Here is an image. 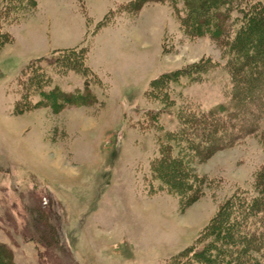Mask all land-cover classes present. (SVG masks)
Segmentation results:
<instances>
[{"label":"rangeland","instance_id":"rangeland-1","mask_svg":"<svg viewBox=\"0 0 264 264\" xmlns=\"http://www.w3.org/2000/svg\"><path fill=\"white\" fill-rule=\"evenodd\" d=\"M9 1L0 23L13 37L0 46V264H175L184 246L209 242L226 253L203 228L220 207L240 222L238 199L259 195L264 112L253 130L216 150L183 137L180 118L229 97L240 54L234 32L252 18L243 0L224 6L229 36L191 24L182 0ZM255 1L264 12V0ZM44 55L38 86L14 108L20 69ZM85 88L82 105L58 107L51 96ZM148 107L160 112L142 113ZM165 141L193 177L188 205L157 175L154 192L144 187ZM260 214L245 223L261 225ZM251 257L264 264L259 249Z\"/></svg>","mask_w":264,"mask_h":264},{"label":"trees","instance_id":"trees-1","mask_svg":"<svg viewBox=\"0 0 264 264\" xmlns=\"http://www.w3.org/2000/svg\"><path fill=\"white\" fill-rule=\"evenodd\" d=\"M24 1L32 7L36 6V0ZM182 1L186 4L188 10L184 18H191V24L198 26L201 31L211 30L222 33L224 36H229L230 23L224 6L228 7L230 1L238 3L239 0ZM243 4L249 10V15L251 14L252 18H245L239 30L234 32V35L238 37L234 36L232 41H234L235 45L232 46L240 54L234 56L237 65L231 70L233 81L230 86L229 97L223 103L206 111L195 112V110H188V115L180 118V126H186V129L181 132L184 135L183 137H187L189 142L191 139L198 141V144L206 145V148L211 150L223 147L253 130L264 112V12L257 11L256 5L259 4L255 0H243ZM9 9L10 1L2 0L0 23L3 19H6ZM198 11H207L209 13L198 19L196 15ZM259 26H261V29L258 28ZM12 38L10 32L7 30L3 31L0 27V46L10 42ZM75 51L76 53H74ZM69 52H71V57L75 55L74 57L76 58L79 50L73 49ZM48 60L46 55L38 56L27 61L24 67L20 69V73L16 77L17 86L21 89L19 91L20 97L15 100L14 108H17V106L21 107L29 101V94L31 95L28 89L29 85L38 86L37 80L39 78L37 72L41 70L42 65L47 63ZM84 68L86 69L87 66L85 65L81 69L82 72H84ZM166 75L171 76V73H164L161 76L165 77ZM161 76H157L155 80H159ZM89 95L90 93L85 88L83 91L72 92L54 89L51 96L57 98V105L61 107L70 103L82 105L89 98ZM158 112H160L159 109L148 107L142 113L153 116ZM226 122L229 123L227 124ZM201 128H204L203 132ZM188 129H191V131L187 132ZM158 146L159 155L150 161L151 163L149 164L151 179L147 180V176L144 179L145 189L147 192H154L155 187L152 184V179L153 175L155 177L157 175V178L161 179V183L168 193L177 194L181 205H188L194 199L189 194L191 193L189 181L193 178L189 175V168L179 153L172 154V145L167 143V141L163 144L160 143ZM163 187H158L157 190H163ZM257 191L259 195L249 200L248 203L244 201V198L238 199L236 211L240 210V222L230 223L229 218H226L225 212L220 207L217 214L203 228V233H207L211 236V240L217 241L221 246L223 245L225 247L223 250H226V253L222 254V249L217 251L218 248L216 247L210 250L211 242H209L210 245L196 248L184 246L181 251L176 252L172 256L174 263L191 264L192 259L198 257L202 264H216L218 263V258H221V262L227 264L232 262V259L236 261L232 264H249L248 262L253 260L251 252L256 251V249H259L264 257V180L259 183ZM39 206L45 208L42 204ZM45 210L48 215V209L45 208ZM258 211L261 213L260 222L262 224L259 226H255L253 223L247 225L245 222L246 218L250 216L249 213L253 214ZM39 214L41 216L42 212H39ZM48 230L52 237L58 236L55 229L48 227ZM239 242L242 244L236 247ZM1 246L3 245H0V248ZM185 253L190 256H186ZM253 264H255L254 260Z\"/></svg>","mask_w":264,"mask_h":264}]
</instances>
